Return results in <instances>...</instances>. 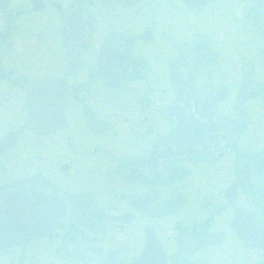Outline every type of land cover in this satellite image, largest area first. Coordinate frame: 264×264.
Returning <instances> with one entry per match:
<instances>
[{
  "label": "flooded vegetation",
  "instance_id": "obj_1",
  "mask_svg": "<svg viewBox=\"0 0 264 264\" xmlns=\"http://www.w3.org/2000/svg\"><path fill=\"white\" fill-rule=\"evenodd\" d=\"M263 31L264 0H0V264H264Z\"/></svg>",
  "mask_w": 264,
  "mask_h": 264
},
{
  "label": "water",
  "instance_id": "obj_2",
  "mask_svg": "<svg viewBox=\"0 0 264 264\" xmlns=\"http://www.w3.org/2000/svg\"><path fill=\"white\" fill-rule=\"evenodd\" d=\"M115 1L121 2L124 0ZM255 17L257 21L260 18L258 16ZM67 25L70 28V32H74L75 26L71 20L67 21ZM85 34H83L81 39H83ZM261 34L264 36V31ZM174 85L177 91V104L165 110V115L175 120V130L170 143L175 146L176 156L199 155L210 150L212 144H215L219 137L220 130L218 129L221 122L213 120L211 112H203V110L202 112H198L197 110V113L201 118L206 119L205 123L193 118L189 121L185 115V103L182 96L183 89L177 76L175 77ZM28 90L31 104L35 107L33 108V118H36L35 121H40V116H46L47 109H54V111L61 110L58 102H62L63 100L64 92L62 87L55 88L48 80H35ZM33 125L35 129H40L38 123H33Z\"/></svg>",
  "mask_w": 264,
  "mask_h": 264
}]
</instances>
